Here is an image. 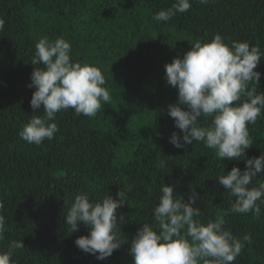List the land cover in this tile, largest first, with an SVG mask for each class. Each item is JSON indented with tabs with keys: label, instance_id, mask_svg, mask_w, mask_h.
<instances>
[{
	"label": "trees",
	"instance_id": "1",
	"mask_svg": "<svg viewBox=\"0 0 264 264\" xmlns=\"http://www.w3.org/2000/svg\"><path fill=\"white\" fill-rule=\"evenodd\" d=\"M175 0H0V200L7 231L0 252L12 240L25 247L15 251V264H133L131 238L143 222H151L163 184L185 200L194 189L202 198L194 206L202 221L225 219L237 237L250 236L234 264H264V206L259 218L231 214L230 197L216 180L245 161L218 158L203 143L177 149L169 142L180 133L167 115L178 90L166 83L165 65L182 58L196 42L220 34L226 42L248 41L264 52V0H209L168 22L153 15ZM63 37L75 61L97 66L112 97L95 117L74 110L57 114L59 132L40 145L22 140L19 131L35 111L29 88L31 58L38 40ZM257 90L264 92V59ZM251 86V85H250ZM253 145L246 158L264 153V119L248 125ZM264 182V174L253 185ZM91 199L121 192L117 210L126 223L129 242L104 261L75 245L89 234L81 224L72 233L66 212L81 192Z\"/></svg>",
	"mask_w": 264,
	"mask_h": 264
},
{
	"label": "clouds",
	"instance_id": "2",
	"mask_svg": "<svg viewBox=\"0 0 264 264\" xmlns=\"http://www.w3.org/2000/svg\"><path fill=\"white\" fill-rule=\"evenodd\" d=\"M207 5L209 0H197ZM192 0H175L171 7L156 12L152 19L168 22L178 13L188 12ZM5 20L0 18V31ZM71 44L63 37L50 40L44 36L35 44L31 58L34 70L29 88H35L30 101L35 111L43 105L42 115H32L19 131L22 140L40 145L51 141L59 132L57 114L74 110L77 116L95 117L112 97L105 87L102 71L95 65L75 61ZM264 59L258 45L248 41L226 42L215 34L208 42H196L182 58L165 65L166 83L178 90V99L167 107L182 135L173 132L169 142L177 149L203 143L222 161H245L242 171L233 166L216 180L230 197L231 214H248L259 218L264 206V182L253 180L264 174V153L246 158V149L253 145L248 125L264 119V92L257 90L261 73L255 69ZM251 85V86H250ZM151 222H143L128 249L133 264H234L250 242L245 234L237 237L225 227L222 217L202 221L204 212L194 206L202 198L193 189L187 200L174 192V185L163 184ZM106 195L91 199L86 191L79 192L71 202L65 224L77 232L81 224L89 234L75 240L78 249L99 261L111 257L129 242L122 232L126 223L117 210L125 203ZM0 200V242L7 231ZM25 247L22 240H12L7 251L0 252V264H15L16 250Z\"/></svg>",
	"mask_w": 264,
	"mask_h": 264
}]
</instances>
